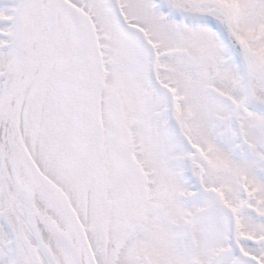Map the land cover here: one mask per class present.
<instances>
[{"label":"snow or ice","instance_id":"6c2138e0","mask_svg":"<svg viewBox=\"0 0 264 264\" xmlns=\"http://www.w3.org/2000/svg\"><path fill=\"white\" fill-rule=\"evenodd\" d=\"M0 264H264V0H0Z\"/></svg>","mask_w":264,"mask_h":264}]
</instances>
